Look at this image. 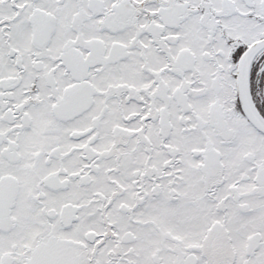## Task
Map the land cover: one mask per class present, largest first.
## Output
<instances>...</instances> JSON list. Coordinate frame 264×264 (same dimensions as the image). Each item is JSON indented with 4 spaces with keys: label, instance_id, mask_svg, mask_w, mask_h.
<instances>
[{
    "label": "snow or ice",
    "instance_id": "1",
    "mask_svg": "<svg viewBox=\"0 0 264 264\" xmlns=\"http://www.w3.org/2000/svg\"><path fill=\"white\" fill-rule=\"evenodd\" d=\"M0 264H264V0H0Z\"/></svg>",
    "mask_w": 264,
    "mask_h": 264
}]
</instances>
